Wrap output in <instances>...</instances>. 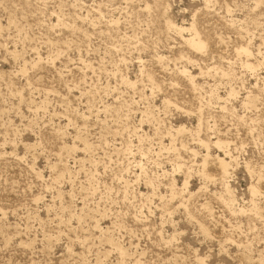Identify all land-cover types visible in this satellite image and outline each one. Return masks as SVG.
<instances>
[{"label": "rangeland", "instance_id": "1", "mask_svg": "<svg viewBox=\"0 0 264 264\" xmlns=\"http://www.w3.org/2000/svg\"><path fill=\"white\" fill-rule=\"evenodd\" d=\"M0 264H264V0H0Z\"/></svg>", "mask_w": 264, "mask_h": 264}, {"label": "bare ground", "instance_id": "2", "mask_svg": "<svg viewBox=\"0 0 264 264\" xmlns=\"http://www.w3.org/2000/svg\"><path fill=\"white\" fill-rule=\"evenodd\" d=\"M189 42H192L193 43V40H191V41L189 40Z\"/></svg>", "mask_w": 264, "mask_h": 264}]
</instances>
